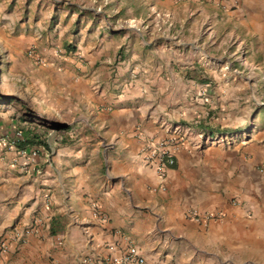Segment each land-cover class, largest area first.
<instances>
[{
    "label": "crops",
    "instance_id": "crops-1",
    "mask_svg": "<svg viewBox=\"0 0 264 264\" xmlns=\"http://www.w3.org/2000/svg\"><path fill=\"white\" fill-rule=\"evenodd\" d=\"M116 8L139 27L88 16L19 47L34 45V61L21 54L32 93L61 127L39 126L26 104L0 106V139L25 136L0 145V264H114L132 246L146 264H253L264 254V120L246 100L264 66L246 50L264 61V0ZM233 40L224 55L252 66L238 78L199 60L198 46L221 58ZM220 134L226 143L211 139ZM151 140L176 148L165 180L146 163Z\"/></svg>",
    "mask_w": 264,
    "mask_h": 264
},
{
    "label": "rangeland",
    "instance_id": "rangeland-1",
    "mask_svg": "<svg viewBox=\"0 0 264 264\" xmlns=\"http://www.w3.org/2000/svg\"><path fill=\"white\" fill-rule=\"evenodd\" d=\"M134 2L135 0H0V106L19 108L26 104L30 109L28 110L29 119H33L39 126L48 125L49 127L45 128L49 130L50 128L56 129V127L59 129L61 126H58V122L55 121L56 117H49L42 113L39 96H33L34 87L36 88L34 91H39L36 87L37 76L30 70L29 64L24 61L21 54L33 60L35 55L31 52L36 49L33 48L32 43H29L26 51L19 50L20 45L25 47V42L22 41L32 37L30 33H37V36L40 34L50 36V33L54 34L53 31L58 27L70 24L73 25L71 28L76 30L73 19L82 25L83 17L88 16H91L90 18L97 23L104 21L112 28L120 25L122 28L130 26L137 28L139 27L137 22L130 21L126 13H116L118 5L123 7L126 4L132 5ZM8 39H13V42L17 43V46L11 47V52L9 46L6 45ZM231 43L223 44L217 51L221 58L202 52L201 48L196 45L198 46L197 52L201 55L199 60L205 66L218 67L223 72V76L226 75L225 78L231 76L238 78L236 76L245 67L252 68V66L244 56L240 61L236 60L237 57H229V53L234 54L239 48V44L234 40ZM16 47L18 52L14 53L12 50ZM250 48L246 50L248 53L258 54V57L255 55L256 65L264 66V61L259 56L260 48L253 50L252 47ZM224 52L228 54L224 55ZM246 101L255 105L258 112L261 110L260 120H264V87L260 88V92L256 94L250 93ZM248 129L249 127L246 130ZM220 136L223 135L220 134ZM151 214L155 213L151 212ZM258 257L253 264H264V254Z\"/></svg>",
    "mask_w": 264,
    "mask_h": 264
},
{
    "label": "built area",
    "instance_id": "built-area-1",
    "mask_svg": "<svg viewBox=\"0 0 264 264\" xmlns=\"http://www.w3.org/2000/svg\"><path fill=\"white\" fill-rule=\"evenodd\" d=\"M38 61H41L38 57ZM226 75H224L225 77ZM204 136H201L203 139ZM213 141L226 142V138L223 136L215 135L212 136ZM25 140L24 133L18 131L16 133L15 139H0V145L9 146L10 148L17 147L19 143ZM147 155L145 157L146 163L156 170L157 174L161 179H166L168 171L173 169L176 166L175 150L169 142H157L149 141L147 143ZM264 172V166L261 168ZM165 189V187H164ZM191 215L195 219H199L200 215L197 212H191ZM95 216L99 217L103 221H107V217L101 214L99 211H96ZM23 236H19L18 239L21 240ZM8 243L6 240L0 238V258L8 253ZM114 264H146V260L143 257L141 251L132 246L128 249L126 254L120 260H115Z\"/></svg>",
    "mask_w": 264,
    "mask_h": 264
}]
</instances>
